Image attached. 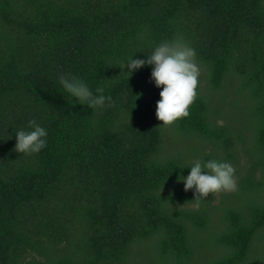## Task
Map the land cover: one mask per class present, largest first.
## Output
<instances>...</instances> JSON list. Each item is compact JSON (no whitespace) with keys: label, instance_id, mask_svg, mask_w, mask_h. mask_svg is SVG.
Instances as JSON below:
<instances>
[{"label":"trees","instance_id":"16d2710c","mask_svg":"<svg viewBox=\"0 0 264 264\" xmlns=\"http://www.w3.org/2000/svg\"><path fill=\"white\" fill-rule=\"evenodd\" d=\"M176 37L200 74L165 125L151 65L121 66ZM60 74L110 100L81 105ZM29 120L47 143L24 154ZM197 158L237 189L184 190ZM154 237L160 264H264V0H0V264H139Z\"/></svg>","mask_w":264,"mask_h":264},{"label":"clouds","instance_id":"9594fccd","mask_svg":"<svg viewBox=\"0 0 264 264\" xmlns=\"http://www.w3.org/2000/svg\"><path fill=\"white\" fill-rule=\"evenodd\" d=\"M195 57V49L183 38L176 37L156 44L145 57L130 56L120 66L123 69L126 65L125 72L131 74L144 65H151L150 79L160 89L155 115L167 125L189 114L188 106L196 96L200 74ZM58 79L62 88L81 105L94 108L103 106L106 99L110 100L103 95L102 86H97L94 94L88 84L77 76L60 74ZM47 135L45 127L29 120L26 128L15 130L14 148L24 154L37 153L46 145ZM185 167L190 170L186 175L178 176V180L183 181L184 190L191 189L196 194L195 198L237 189L235 168L226 160L210 158L201 161L197 158Z\"/></svg>","mask_w":264,"mask_h":264},{"label":"rangeland","instance_id":"374dc122","mask_svg":"<svg viewBox=\"0 0 264 264\" xmlns=\"http://www.w3.org/2000/svg\"><path fill=\"white\" fill-rule=\"evenodd\" d=\"M249 113V110H247ZM158 239L157 237L152 238L150 241L134 244L133 247V254L136 261H138L139 264H148L147 259L140 251H142L144 254H150L153 256L156 262L159 264L161 263V257H158ZM170 264H175L174 261L169 260Z\"/></svg>","mask_w":264,"mask_h":264}]
</instances>
